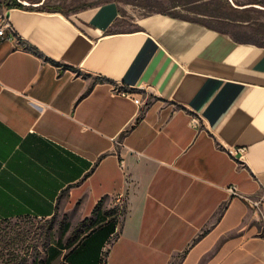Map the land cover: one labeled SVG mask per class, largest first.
Returning <instances> with one entry per match:
<instances>
[{
  "label": "crops",
  "instance_id": "obj_1",
  "mask_svg": "<svg viewBox=\"0 0 264 264\" xmlns=\"http://www.w3.org/2000/svg\"><path fill=\"white\" fill-rule=\"evenodd\" d=\"M9 9L0 221L67 215L52 263L87 219L72 264L108 241L104 264H264V46L161 12L124 28L112 1Z\"/></svg>",
  "mask_w": 264,
  "mask_h": 264
},
{
  "label": "rangeland",
  "instance_id": "obj_2",
  "mask_svg": "<svg viewBox=\"0 0 264 264\" xmlns=\"http://www.w3.org/2000/svg\"><path fill=\"white\" fill-rule=\"evenodd\" d=\"M0 0V5H5ZM25 7L45 10L56 8L71 16L80 9L105 2L119 6L123 25L153 12L170 13L220 30L239 41L264 46V0H19ZM61 12V13H62ZM67 215L57 213L50 219L20 217L0 221V264H48L47 248L62 231ZM108 251V250H106ZM104 252V259L105 254ZM69 249L53 264H67ZM60 256L51 249L48 256ZM178 260L173 264H177Z\"/></svg>",
  "mask_w": 264,
  "mask_h": 264
},
{
  "label": "built area",
  "instance_id": "obj_3",
  "mask_svg": "<svg viewBox=\"0 0 264 264\" xmlns=\"http://www.w3.org/2000/svg\"><path fill=\"white\" fill-rule=\"evenodd\" d=\"M10 9L7 6H0V43L3 41L14 40V30L9 18ZM122 93V92H120ZM127 95L126 93H122ZM139 103V100L135 99ZM226 191L230 196H240L237 186L235 184H229L226 187ZM118 204H123V197L119 196L117 198ZM258 202H254L253 206L257 207ZM111 241H108L103 248L102 260L104 261V252L110 248ZM107 252V251H106ZM104 263V262H103Z\"/></svg>",
  "mask_w": 264,
  "mask_h": 264
},
{
  "label": "trees",
  "instance_id": "obj_4",
  "mask_svg": "<svg viewBox=\"0 0 264 264\" xmlns=\"http://www.w3.org/2000/svg\"><path fill=\"white\" fill-rule=\"evenodd\" d=\"M5 5L8 7V8H26L25 5H23L19 0H5ZM47 11H52V12H62L61 10L59 9H56V8H49L47 9ZM63 13V12H62ZM161 13H164V12H161ZM65 14V13H63ZM166 14H170V13H166ZM172 16H176V15H173V14H170ZM176 17H180V16H176ZM181 18H185V17H181ZM187 19V18H186ZM234 39H236L234 36H232ZM237 40V39H236ZM244 42H250V43H254V44H257L255 42H251V41H244ZM258 45V44H257ZM262 46V45H260ZM100 203H98V206H99ZM87 225V219H85L79 226L78 228L75 230L74 232V237L75 239L73 240L74 245L72 246V248H70L71 246V242L69 243V245L66 247L67 249H69V253L67 254V256H65V261L67 264H72V260L70 258V255L72 254V252L79 246L82 245L83 243V239L84 237H81V233H82V228H84L85 226ZM47 255H48V252H47ZM60 255H61V251H60ZM59 257V256H58ZM57 256H55L54 258H52V256H48L46 258V262H48V264H53L52 261L54 259H56ZM104 261L102 260L101 258V264H104L103 263Z\"/></svg>",
  "mask_w": 264,
  "mask_h": 264
}]
</instances>
